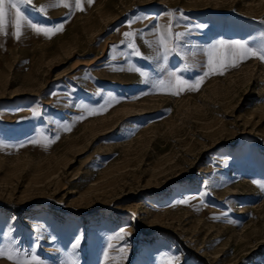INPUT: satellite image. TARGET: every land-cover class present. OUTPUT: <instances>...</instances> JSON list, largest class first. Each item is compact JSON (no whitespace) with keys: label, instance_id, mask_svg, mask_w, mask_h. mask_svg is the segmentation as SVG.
I'll return each mask as SVG.
<instances>
[{"label":"rangeland","instance_id":"1","mask_svg":"<svg viewBox=\"0 0 264 264\" xmlns=\"http://www.w3.org/2000/svg\"><path fill=\"white\" fill-rule=\"evenodd\" d=\"M33 3L34 22L63 30L0 35V248L43 264H264V61L178 96L153 87L198 79L218 40L259 47L264 0ZM172 13L187 34L165 61L154 29Z\"/></svg>","mask_w":264,"mask_h":264},{"label":"snow or ice","instance_id":"2","mask_svg":"<svg viewBox=\"0 0 264 264\" xmlns=\"http://www.w3.org/2000/svg\"><path fill=\"white\" fill-rule=\"evenodd\" d=\"M94 0H72L71 3L68 0H55V3L51 6L59 7L63 6L70 10H85V3L92 4ZM31 6L39 13H46V7L40 6L35 8L33 0H0V35H9V28L12 29V34L15 35V38L19 40L23 34L25 28H29L35 31L37 34H43L48 36L54 35L56 32L63 30V21L58 26H41L34 22L27 14V8ZM175 13H172L171 16L173 19H170L168 23L163 26V29L155 28V34L158 39L155 41L157 46V53L159 57H163L165 61L168 60L170 53H179L181 45L178 43L181 41L186 32H177L174 31V23H178V20H175ZM183 14L181 13V17ZM132 21H129L131 25ZM199 27H205L200 25ZM123 36L128 40L127 47L131 49L133 55L140 56L141 52L138 50V46L133 42L136 36V33L133 32H124ZM124 43L123 41L121 42ZM151 46V42H150ZM162 49L163 51H159ZM205 54L207 55V63L205 65L206 71L198 79L189 81L183 76L178 75L175 71H172L168 74L167 78H159L153 82L154 89L171 95H180L184 91H198L203 81L209 75H223L229 68H236L240 63L246 61L247 59L257 58L261 61H264V43L259 47H252L247 41L242 40H218L215 43L211 44L206 50ZM139 71V69H135ZM142 77L145 78L147 82V73L141 72ZM112 97H109L105 104L101 108H86L85 110L89 115H96L103 112L109 104L112 103ZM85 107V106H81ZM84 116L77 117V119H84ZM66 131H69L70 128H65ZM56 139H59L57 136ZM29 143H39L38 140L29 141ZM51 143V141H49ZM23 146V145H21ZM254 183H257L254 181ZM261 189H264V183L258 184ZM188 201L182 200L180 203H187ZM80 240L77 239L72 245L73 248L78 247ZM123 252V249H121ZM107 257V253H105ZM0 258H6L10 261H13V264H43V262L34 254L28 251L21 253L20 250H13L12 248H0ZM169 264H174V262H169Z\"/></svg>","mask_w":264,"mask_h":264}]
</instances>
